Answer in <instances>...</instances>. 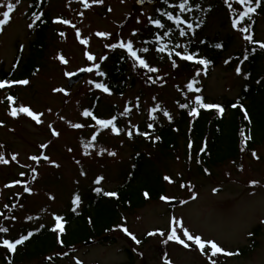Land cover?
I'll use <instances>...</instances> for the list:
<instances>
[{
	"label": "rangeland",
	"instance_id": "1",
	"mask_svg": "<svg viewBox=\"0 0 264 264\" xmlns=\"http://www.w3.org/2000/svg\"><path fill=\"white\" fill-rule=\"evenodd\" d=\"M7 2L16 4V9L12 13L11 23L0 34V71L11 68L18 53V46H21L24 55L28 56L32 41L29 38V24L33 22L30 17L32 0H0V3ZM49 2L48 10L54 20H69L76 25V28L54 23L53 30L47 37L48 49L41 70L28 85L18 86L14 90L18 101L15 106L30 107L36 113H44L41 117L42 124H36L31 117L23 114L19 118L10 116L8 111L11 105H8L6 99L9 91H0V125H2L0 155L10 159L11 155L17 154L19 160V163L10 162L9 165H0V210L5 211L9 200L14 201L13 213L7 220L0 218V226L3 224L4 227L9 228L6 236L0 234L2 239L19 237L23 227L26 226L35 229L53 225V214L64 216L70 207H73L71 201L76 193L82 196L88 190L97 187L114 191L121 183V175L129 170L131 157L134 154V143L131 141L132 138L129 139L127 132L132 131L134 137L137 127L139 129L143 123H154L150 119L149 111L155 105L158 104L162 110L157 111L155 116L158 114L165 118L163 110L175 116L180 104L192 103L195 95L206 97L209 101L235 99L244 83L241 69V74H237L239 67L228 70V59L246 42L232 27L228 12L220 9L219 6L215 7L214 0H191L193 11L182 15L192 22L194 27L197 22H202L201 27L199 26L202 33L198 41L203 37L214 39L217 34L220 38H226L228 34L236 33L235 46L225 54L222 64L211 76L206 78L201 72L198 77L195 72L183 74L179 72L176 77L175 72L167 66L159 73L170 77L168 83H155V86L148 87L137 79L136 86L134 88L128 86L125 93L108 95L88 83L89 80L96 82L104 80V77L92 72L77 87L69 90V78L66 77L65 72L77 73L81 68L92 65V62L86 59V50L94 54L97 57L96 63L102 66L105 61H101V57H108L115 52L126 53L120 49L111 50L106 47L121 38L125 41L131 39L137 48L145 47L141 41V34L151 26L148 17L156 14V7L139 9L136 7V0H103L102 4L89 0L92 7L88 9H85L78 0H49ZM195 5L199 6L198 10ZM210 5L213 6V10L207 16L206 10ZM4 10L0 9V13ZM81 12L84 13L82 17ZM137 20L140 23H137ZM77 29L81 31L82 38H91L87 47L79 42L76 36ZM134 30L138 32L137 36L131 35ZM61 32L65 33L64 37L60 35ZM97 32L111 33V39L97 37L95 35ZM258 39L264 42V20L260 21ZM177 43L187 46L184 39L169 44ZM148 48L152 49L151 46ZM176 51L183 52V48H178ZM153 53L167 60L168 56L165 53H158L154 48L146 54H141L144 58L147 57L151 66L158 64ZM61 54L70 61L67 66L59 61L58 56ZM172 58L170 61L168 58L166 65H172ZM177 64L179 66L183 64L179 57ZM130 74L131 78H134L135 75L131 72ZM194 78L198 80L195 87L202 91L195 94L188 93L186 85ZM56 88H64L70 95L57 93L54 91ZM94 97L99 99L96 106L97 116L105 119L117 117V127L121 134L114 135L110 130L101 132L95 147L89 148L91 154L85 155L82 141L85 143L90 141L92 133L97 129L87 127L92 123L82 116V112L91 107ZM137 98H139L138 108ZM126 107L131 111L127 115H122ZM69 122L82 123L86 127L80 130L73 129ZM49 126L61 133L59 138L52 135ZM44 144L48 145L46 149L41 147ZM101 149H106L102 155L99 154ZM109 152H115L116 155L111 156ZM256 154L259 159L252 155L240 163L243 171L238 168L240 165L237 167L230 165L216 171L215 179L193 178L192 185L187 188L181 187L189 178L184 161L169 162L167 170H163V173L170 174L175 183L169 184L165 181L166 195L170 201L183 200V205L174 208L171 212L169 202H150L143 210L128 214L126 223L128 230L137 239L143 240L151 231L163 230L168 233L171 218L176 217L177 220H182L184 226L192 233L201 235L206 241L217 242L229 252H235L237 249L247 250L246 248L252 244L249 234L257 231L258 246L255 250L243 251L239 256L218 254L213 258L216 264H264V144ZM33 155H47L60 167H54L44 160H41L37 166L29 159ZM32 168H36L38 172L35 180L32 179ZM21 173L24 175L22 176ZM100 176H103L104 180L99 185L95 184L94 181ZM16 181L21 183L16 184ZM253 181L257 182L254 187ZM10 184L14 186L6 187ZM30 184L32 195H26L24 185L30 188ZM193 196L196 198L193 199ZM29 216L33 219L28 220ZM258 226H261V232ZM121 232L123 233L120 231L114 236L116 237L114 245L96 243L91 246H79L71 253L61 255L60 260H55L56 262L38 260L23 264H76L77 260L82 264H162L165 254H168L173 264H210L208 257H204L195 247L188 250L182 245L170 242L167 250L161 254L160 246L162 247L163 238L151 237L143 247L136 244L132 246ZM129 250L133 252L131 260L127 256ZM0 264H4L1 257Z\"/></svg>",
	"mask_w": 264,
	"mask_h": 264
},
{
	"label": "trees",
	"instance_id": "2",
	"mask_svg": "<svg viewBox=\"0 0 264 264\" xmlns=\"http://www.w3.org/2000/svg\"><path fill=\"white\" fill-rule=\"evenodd\" d=\"M168 2L174 4L169 0ZM47 4V0H43L39 8L35 4L32 7L35 14L43 12V16L35 23L31 31L35 36V41L31 43L29 57L23 58L19 53L14 67L9 72L2 71L0 73V81L5 79L10 82L21 81L29 79L37 73L38 63L43 59L47 50L48 34L52 30L50 14L44 12ZM213 4L222 5L220 0H214ZM233 7L238 11L241 10L236 4ZM165 10L172 11L175 15L172 8L163 1L152 17L161 19L164 23H171L159 15L160 11ZM211 10L209 9L208 13ZM261 18L264 19V0L261 2V7L252 15L251 20L246 19L242 25L250 28L253 40L257 43L247 44L229 60V69L241 63L245 77L237 98L227 101L223 105L225 111L222 117L215 110L201 109L200 117L197 119L189 114L190 109L181 108L171 121L158 120L149 131L143 127L142 132L147 133L148 138L139 135L134 142V154L130 161V169L123 174L122 182L114 191L119 195V199L104 196L102 193L97 195L95 191L86 194L77 211L74 213L70 210L64 217L66 231L65 235L60 237L64 241L63 246L58 242V233L49 231L52 226L35 231L26 229L23 231L24 235L29 232L34 235L25 241L14 255L7 254L0 248V257L3 263L8 264L7 262L10 260L11 264H23L45 260L49 257H52V262H56L60 255L70 253L71 250L91 242L112 245L116 241L114 236L121 231L119 229L124 227L129 213L132 214L143 209L150 202H158L161 200V196L166 195L164 177L170 176V174L165 172L164 174L163 170H167L169 162L183 160L189 175L185 185H192L193 178L197 177L196 180L215 179L216 171L230 165L237 167L247 156L256 152L264 144V49L259 47L261 42L258 41L257 36ZM172 28L178 31L175 25L174 27L172 25ZM157 32L163 34L161 30L149 27L143 38L153 40L154 34ZM172 36L177 37V34L175 35L172 31ZM234 41V35H228L222 39L217 34L213 40L204 38L201 43H195L194 40L189 39V46L191 52H198L202 58L210 61L206 69L207 76H209L220 65L225 54L232 48ZM216 44H221L222 48H216ZM245 55L248 57L247 60L244 59ZM104 67V71L107 73L105 84L117 94L124 93L130 82L132 86H135L136 80L131 79L130 69H134L138 74L143 73L137 67H133V62L121 53L111 55ZM200 69V65L184 64L180 69H176L175 75L179 72L182 74L197 73ZM93 100V105L89 110L91 112H94V104L96 105L98 99ZM204 101L208 103L206 99ZM216 103L214 101V104ZM234 104L238 106L233 108ZM240 105L247 110L251 119L250 124L244 118ZM245 132L252 137L246 150L243 149V134ZM205 143L207 151H204ZM181 176L183 177V175ZM145 192L149 193L150 198L145 197ZM254 234L257 235V231ZM122 236L125 238L123 234ZM257 245L258 243L253 241V248H256ZM160 251L163 254V251ZM127 254L129 259H133L132 251L129 250Z\"/></svg>",
	"mask_w": 264,
	"mask_h": 264
},
{
	"label": "snow or ice",
	"instance_id": "3",
	"mask_svg": "<svg viewBox=\"0 0 264 264\" xmlns=\"http://www.w3.org/2000/svg\"><path fill=\"white\" fill-rule=\"evenodd\" d=\"M78 2L82 3L83 7L85 9L92 7V3H89V0H78ZM141 2H142V0H141ZM261 2H262V0H225V3L229 9L230 14H232V27L236 31L242 33L243 39L245 41H247L249 44H255L257 42L253 40V34L250 32V28L247 26H242V25L244 24L246 19L251 20L252 15L256 13L258 8L261 7ZM93 3L102 4L103 0H93ZM164 3L168 4V7L173 8L174 10H178L177 14H175V15L172 11H166V10L160 11L159 15L161 17H163L166 21L171 22L172 25L176 26V29L178 30L179 36L185 37L186 35H188V32H192L194 34L195 28L199 27L200 23H202V22H197L195 24V27H194V24L192 22H189L182 15L186 12L193 11L194 6L192 5L191 0H179L178 3H174V4H170L168 2V0H164ZM233 4L238 5L241 10L238 11L236 8L233 7ZM195 8L198 10L199 6L195 5ZM0 9H5L2 13H0V34H2L5 27L11 23L12 13L16 9V4H14L12 2L0 3ZM109 11H111V9H109ZM83 14H84L83 12L80 13L81 17L83 16ZM42 16H43V13L41 12L39 15H36L34 17V19L39 21V20H41ZM148 20H149V24L151 26H153L155 29L161 30L163 32V35H161L159 32H157L154 34L155 35L154 40H144V41H142V43H144V44L154 43L155 45H157V47L155 48V51L158 53H165L170 60L174 55L176 57H179L181 60L189 61V62H192L194 64H198V65H202L204 69L208 68L210 61L208 59H205V58H199L198 52H191L190 53L187 46L181 45L179 43L173 44V45H170L167 42L161 43L162 40H165L166 38L171 37L173 29L170 26H166V23L162 22L161 19H158V18L154 19L153 17L149 16ZM53 22L58 23V24H66V25L71 26L72 28H76L75 24H72L71 21L66 20V19H56ZM137 23H140V21L137 20ZM181 25H185V27L182 28ZM34 26H35L34 24H29V28H33ZM185 29H187V31ZM60 35L62 37H64L65 33L61 32ZM95 35L97 37H101V38H105V39H111V33L97 32V33H95ZM131 35L137 36L138 32L134 30L131 33ZM76 36L82 45H85L86 47L89 45L91 38L90 37L82 38V33L79 29H77V31H76ZM106 47H109L111 50L120 49V50L125 51L127 56L132 60L133 67L143 69L147 73L159 72V69L157 67L151 66L150 63L148 62V60L146 58H144L143 55H141V54H146L150 51V49L148 47L137 48L131 39L125 41L123 38L119 39L118 42L112 43L111 45H106ZM215 47L216 48H222V45L216 44ZM259 47L261 49H264V43H259ZM178 48H183V52L176 51V49H178ZM85 56H86V59L88 61L92 62V65L88 66V67L81 68L80 69L81 72H88V73L95 72V74L99 77H106L107 76V73L101 69L100 63H96L97 57L94 54H92L91 52H88L86 50ZM58 59L65 66H67L70 63V61L68 59H66L62 54L58 56ZM244 59L245 60L248 59L247 55L244 56ZM100 60L101 61H107L108 57L103 56L100 58ZM172 66L175 68V67H178L179 65L175 62V60H172ZM237 74L238 75L241 74L240 68H237ZM65 75H66V77L71 79L72 77L77 75V73L71 72V71H66ZM195 75L198 77L200 75V72H197ZM149 79L151 80V77H149ZM160 79H163V77H160ZM155 82H156L155 80H152V83H155ZM16 83L22 84V85H28L30 83V81L25 79V80L16 81V82H10L9 80L5 79L3 81H0V90L11 89L14 86V84H16ZM88 83L90 85H92L95 89H98V90L102 91L103 93H106L108 95L113 94L110 87L103 82H96L94 80H89ZM197 83H198L197 79H195V78L192 79L186 85L187 92L188 93H194V94L201 92L202 89L195 87V85ZM54 91L57 93H63L64 95H70V93L67 92L64 88H56ZM6 99L8 101H11L12 104L15 105L16 98H14L11 95H8L6 97ZM138 99L139 98H137V104H136L137 108L139 107ZM153 99H155V98H153ZM185 99H187V95H185ZM129 104H131V101L129 102ZM237 106L238 105H236V104L232 105L233 108H235ZM180 107L190 109L189 114L192 117L197 118V119L200 117V110L201 109H205V110L215 109L220 114L221 117L223 116L224 111H225L224 108L220 105L205 103L204 97L201 95H195L191 105L189 103H184V104H180ZM239 107H241V109L244 113V118L247 119L249 124H250L251 119L248 116L247 110L244 109L242 105H240ZM130 111H131V109L126 107L125 111L122 115H127ZM157 111H162L158 104L155 105L153 108H151L149 111V116H150L151 120L154 121L156 119V116L154 114ZM9 114L14 118H19V116L21 114H23V115H26L28 117H31V119L34 120L35 123L38 125L43 123V120L41 119V117L44 115V113H36L30 107L13 106V107H11ZM163 115L165 117H167L169 119V121H171L172 117H171V114L169 112H167L166 110H163ZM82 116L84 118H91V120L94 122L90 125H87V127L97 129L96 131H94L92 133V135L90 137V141H88L86 143L82 141V146L85 150L84 151L85 155L91 154L89 152V148L95 147V144L97 142V138L101 135V132L110 130L111 133L114 135H120L121 134L120 129L117 127V117H115V116H113L112 118H108V119L100 118V117L94 115L93 112H91L89 110H84L82 112ZM69 123H70L71 128L77 129V130H80V129H83L86 127V125H84L82 123H71V122H69ZM0 126H2V125H0ZM49 127L51 128L52 135L56 138H59L61 133L59 131H57L54 127H52V126H49ZM134 127H136V126H134ZM149 127L151 128V127H153V125L149 124ZM136 134L144 135L145 138H147V135L145 133L139 132L138 127H137ZM127 135L129 137V139H131L133 136V132L128 131ZM251 139H252L251 135L248 134L247 132H245L243 134V149L244 150H246L248 148L249 141ZM41 147L46 149L48 147V145L44 144ZM190 148H191V145H190ZM69 151H71V149H69ZM104 151H106V149H101L99 154L102 155L104 153ZM204 151H207V144L206 143H205ZM108 154L111 156L116 155L115 152H109ZM201 154H203V153H201ZM252 155L256 159H259V156L255 152H253ZM29 159L34 161L37 166H39L41 160H44V161H47L50 164H52V166H54V167H57V168L60 167L59 164L52 162L51 158L47 155H33V156H30ZM10 162L19 163L17 154L11 155L10 159L5 158L3 155H0V165H9ZM77 163H79V162L77 161ZM21 167H25V165H21ZM205 171H207V170H205ZM241 171H243L242 168H241ZM31 173H32V179L35 180L36 177L38 176V172L36 171V168H32ZM84 174L85 173H82V175H84ZM21 175L23 176L24 173H21ZM103 180H104V177L100 176L94 181V183L99 185L102 183ZM164 180L167 181L169 184L175 183V181L170 176H165ZM15 183L19 184L21 182L16 181ZM256 184H257L256 181L252 182L253 187L256 186ZM13 186H14V184L6 185V187H13ZM181 187H190V185H181ZM24 190L31 194V189L28 188L27 185H24ZM94 191L96 192L97 195H100L102 193L104 196L115 197L116 199H119V195L115 192H104L102 190V188H99V187L95 188ZM144 195L146 198H150L148 192H145ZM195 198L196 197L193 196V199H195ZM50 199H54V197H50ZM160 199L165 201V202H170V198L167 195L161 196ZM71 203L73 205V207L71 208V211L75 213L82 203V199H81V196L79 193L74 194V197H73ZM5 207H7V205ZM0 216H4V213L0 212ZM10 219L14 220L15 217H10ZM27 219L31 220V219H33V217L29 216ZM53 220H54V225L49 229V231L54 232V233H58V242L63 246L64 241H63V239H60V237H63L65 235L66 220L62 215H57V214H53ZM119 230L123 231L125 233V235L129 236L137 245H139L141 243V241L139 239H137V237L134 234L129 232L127 227H122ZM178 230H179V232H178ZM8 232H9L8 227L0 226V234H4L6 236L8 234ZM33 235H34V233L29 232V233H27V235H21L19 238L15 239V240H12L9 238L0 239V248H4L7 250V252L15 254L16 250H17V246L23 245L25 243V241L29 240ZM147 235L149 237L159 236V237L163 238V244L164 245H168L170 242H174L178 245H182L183 248L188 249V250H192V248L195 247L201 252V254H204L208 257L210 264H216V261L212 258L216 257L218 254H223L224 256H233V255H239L240 254L239 252L225 251L222 247H220L218 245L217 242L212 241V240L206 241L201 235L192 233L187 227L184 226L183 221L177 220L176 217L171 218L170 230H169L167 235H166L165 231H163V230L151 231ZM181 235L183 236V238H181ZM249 235H251V233ZM206 247L208 248L207 252H205ZM48 259L51 260L52 257H49ZM8 264H11L10 260H9ZM76 264H82V262L77 260ZM162 264H173V262L167 256H164L162 258Z\"/></svg>",
	"mask_w": 264,
	"mask_h": 264
},
{
	"label": "water",
	"instance_id": "4",
	"mask_svg": "<svg viewBox=\"0 0 264 264\" xmlns=\"http://www.w3.org/2000/svg\"><path fill=\"white\" fill-rule=\"evenodd\" d=\"M159 0H138V5L139 6H146V5H154L158 2ZM87 74V72H82L78 75H75L74 77L71 78L70 80V87H73L74 85L79 84V82L84 78V76ZM179 203H175L174 206H176Z\"/></svg>",
	"mask_w": 264,
	"mask_h": 264
}]
</instances>
